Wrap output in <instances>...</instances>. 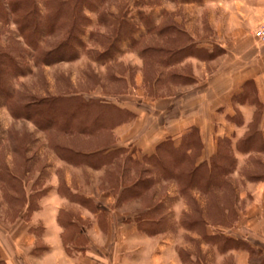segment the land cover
<instances>
[{"label":"rangeland","instance_id":"374dc122","mask_svg":"<svg viewBox=\"0 0 264 264\" xmlns=\"http://www.w3.org/2000/svg\"><path fill=\"white\" fill-rule=\"evenodd\" d=\"M142 1L106 0L96 2L92 11L84 9L82 13L89 20L84 29L85 49L67 60L55 61L57 52L54 57L40 58L50 61L47 64L37 63L36 50L23 44L21 36L15 37L18 35L15 22L9 19L7 24L0 22L1 48H12L8 38L12 32L13 41H20L25 49L23 57L15 54L22 65L20 76L10 82L12 72H9L1 79V84L8 82L17 99L26 96L30 101L44 102L59 96L80 95L100 99L101 103L133 115L113 132L100 137L66 135L46 128L57 112L65 114L66 100L50 101L49 107L40 106L37 110L28 109L27 114L33 115L37 123L30 118L14 117L6 103L1 102L0 170L3 172L6 167L21 177L25 189L22 196L17 189H9L0 182V253H10L13 264H40L37 257L48 248L42 222L49 223L52 219L51 206L59 198L64 200L59 211L64 235L67 239L82 235L73 244L82 247L90 244L88 260L92 264H250L252 255L261 256L264 262V150L248 152L236 147L252 123L264 129L261 128L264 103L258 97L256 82L250 78L260 77L264 72V44L252 35L253 29L264 20V11L255 14L246 7L249 3L234 4L230 0H145L144 5ZM42 2L26 3L31 12L37 7L46 12L48 9ZM150 2L161 3L168 13L165 18L161 15L152 18L157 29L164 22H173L175 32L154 34L149 18L140 20L138 13H149ZM76 19L77 24L63 27L61 36L54 33L44 37L39 42L41 51H55L69 32L76 36L73 26L81 30L85 23L82 18ZM99 19L104 23H99ZM121 20L130 26L120 29ZM36 23L30 20L29 31L34 30ZM27 33L30 37V32ZM109 43L112 46L108 51L105 48ZM181 48L183 51L176 55ZM166 49L164 59L160 57L163 52L160 56L151 54ZM167 59L168 63L162 62ZM13 72L17 73L15 69ZM258 84L264 93V80ZM228 90L233 120H226V125L242 124L238 105L243 102L254 105L256 113L242 135L237 134L240 130L231 128L220 130L223 136L212 130V124L222 120L215 108L219 109L226 100L223 96ZM77 107L72 112L75 118L100 113L93 106ZM191 129L202 145L197 161L209 162L218 152L221 137L232 141L236 162L227 180L234 185L237 198L230 203L234 208L231 225L197 227L209 235H222L220 243L216 239L206 240L197 228L180 224L190 205L193 207L189 198H195L204 211L212 209L211 202H219L212 201L211 194L192 190L188 197L182 196L176 181L165 179L155 181L143 196H135L132 190V185L142 178L140 172L151 168L142 160L154 155L167 138L179 145L181 136ZM54 143L80 149L85 147L84 143L94 147L110 143L111 148L123 150L116 165L98 168L62 159L52 149ZM128 155L138 164L134 165ZM215 193L222 197L226 191L220 189ZM220 202V206L226 203ZM154 206L162 211V216L153 213L155 224L150 225L152 220L143 215ZM203 216L210 222L206 212ZM140 218L145 219L142 223L149 231L137 226L136 220ZM215 243L221 244L222 249ZM0 264H8L1 254Z\"/></svg>","mask_w":264,"mask_h":264},{"label":"trees","instance_id":"16d2710c","mask_svg":"<svg viewBox=\"0 0 264 264\" xmlns=\"http://www.w3.org/2000/svg\"><path fill=\"white\" fill-rule=\"evenodd\" d=\"M104 1L106 0H57L53 3L49 2V0H43L42 3L48 10L46 12H42V10H39L37 7L33 12H31V9L27 7V0H0V22L5 21L4 23L7 24V19H9L10 21L16 23L18 35H15V37L18 39L19 36H21L25 41V43L22 42L23 44L34 51L36 50L37 53L35 55V61L37 63L40 61L46 64L50 63V61H43V59L40 58H46V56L48 57L49 55L54 57L56 52L58 54V58L55 59V61L67 60L69 58L77 57L85 49L83 37H86V33L84 32V29L88 27L86 21L89 22V20L83 15L82 12H84V9L92 11L91 6L96 4V2L102 3ZM143 2H145V0L142 1V5L145 4ZM150 4L151 5L147 4V7L150 9L149 13H138L140 20H143V18H149V27H152V32L154 34L160 33V31L166 35L175 32L176 25L173 22H164L162 28L157 29L153 20H155L159 15L165 18L168 16V13L161 6V3L152 4L150 2ZM157 6L159 8L158 13L156 12ZM76 17H78V19H84L85 22L83 26H81V30L80 27H77L79 29H76L73 26V29L77 31L78 36H72V33L69 32L67 35L65 34L64 42L61 43L62 45H59L55 51L52 53H43L40 49L41 47L39 42L43 41L44 37L54 33H58L61 36V34L64 32V26L68 27L69 24H77ZM32 19L36 20L37 23L34 26V30L31 32L32 29L29 31V22ZM121 21L120 29L122 26H130L129 23L123 22L124 20ZM98 22L101 24L104 23L102 19H99ZM159 22H161V20ZM43 26L44 28H42ZM27 32H30V37ZM13 34L14 33L11 32L8 36L9 40L12 41V43L9 45L12 48L9 47L10 49L7 50L6 47L1 48L0 46V104L2 101H4L8 106L10 113L14 117H26L36 122L33 115L27 114L28 109L37 110L40 106L49 107L47 104L50 101L66 100L65 114H60V112H57L58 114L54 115L55 118L53 117L52 121L48 123L46 128H52L54 131L66 135L77 133L80 135H89L95 137H100L106 132H113V130L118 125L129 121V119H132L133 115H131V113L127 110L117 108L108 103H101L100 99H86L80 95H75L74 97L59 96L53 99H48L44 102L30 101V99L26 96L17 99L15 95L11 93L13 92L12 89L7 86L8 82H5L7 85L1 84L2 76L12 72L8 77V79L10 78V82H12L13 79H17L20 76L18 73H21L22 69V65L17 62L15 54L18 53L23 57L25 49L20 46V41H13ZM109 44L107 47L104 46L108 51L110 50L109 47L112 46L111 43ZM182 49L183 48L177 50L176 55H179L183 51ZM166 51L167 49L158 51V54H156V52H151V54L154 53V55L160 56V54L163 52L164 54H161L160 57L164 59ZM147 52L145 53L146 56L148 55ZM115 53L119 52L117 51ZM164 61L165 63H168V59L162 60L163 63ZM13 69H15L17 73L13 72ZM76 104L83 108H91L93 106L98 109L100 113L92 114L84 118L82 117L81 119L80 117L75 118L72 112L76 108L79 109L77 107L78 105ZM255 113L256 112H254L253 117ZM227 118L233 120V117L231 116H227ZM57 122H62V124H58ZM194 130L197 131L195 128ZM191 131L192 129L181 136L179 145H176L172 138H167L160 143L154 155L145 157L142 160L145 164L151 165V168H147L146 170L140 172L141 174L139 175H142V178L132 185V190L135 191L134 195L143 196L144 191L149 189V187L154 184L155 181L163 179L174 180L176 181L179 189L178 191L182 196L188 197L189 193L192 190H195L204 195L211 194L212 201L213 199H216L219 202H226L223 203L222 206L219 205V202L217 204H212L211 202L210 207L213 210L208 207L202 211V208L198 206V202L195 200V198H189L191 203H193V207L190 205V211L183 215L184 217L180 221V224L183 227L186 226L189 229H196L197 227L201 226L206 228L210 225L230 227L231 222H229V220L231 219L232 215L234 216V208H232L230 203H233V200L237 198L234 185H232V183L228 182L227 180V175L231 171L233 164L236 162V158L234 157L232 149V141L230 138L221 137L219 139L220 145L217 154H215L209 162L204 160L197 161V158L200 156L202 145L197 133ZM263 139L264 129L260 130V128H256L254 123H252L250 127H248L246 133H244L242 137L236 142V147H242L248 152H263ZM84 146L85 147H83V150L82 148L80 149L70 145L67 146L60 143H54L52 144V149L58 153L62 159L70 163H82L90 166H96L98 168H107L116 165L119 155L123 150L121 148H111L110 143H100L99 146L95 147L88 143H84ZM128 159H130L134 165L138 164V162L135 161L136 159H133L130 155H128ZM221 164L224 166H221ZM144 176L147 177L145 178ZM0 182L5 183L9 189H17L21 195L23 194L22 196L25 195L23 179L19 176L17 177L15 174H12L11 171L6 167L3 172L0 170ZM147 185L149 186L147 187ZM220 189H225L226 191V194L222 197L217 196L215 193V191ZM4 194L7 198H10V196L7 195L5 191ZM160 204H163V201ZM156 207L157 206H154V209H151L148 214L146 212L143 215L147 220L148 218L152 220V222L149 223L150 225L155 224L153 220V213H157L159 218L162 216V211ZM205 212L208 217H210V222L203 216ZM59 215L60 212L58 214V221L65 228L63 223L64 221L59 218ZM161 219H157L156 221L159 222ZM144 220L145 219L140 218L139 221L136 220V224L140 229L149 231V228L145 227L146 225L142 223ZM197 230L203 238H206V240L210 239L211 241H214V239H216L219 240L220 243V238L222 235H209L208 233L206 234L205 232L200 231L198 228ZM207 236L211 238H208ZM68 243L69 242L67 241V238L64 237V244L67 246ZM219 243H217L218 245L216 243L215 244L217 245V248L222 249V245ZM262 259L263 258L261 256L252 255L250 264H264Z\"/></svg>","mask_w":264,"mask_h":264},{"label":"crops","instance_id":"0c3cea01","mask_svg":"<svg viewBox=\"0 0 264 264\" xmlns=\"http://www.w3.org/2000/svg\"><path fill=\"white\" fill-rule=\"evenodd\" d=\"M232 3L236 4V3H249L247 4V8L250 9L251 11H254L255 14H257L256 12L259 11H264V0H230ZM252 3V4H250ZM261 12V13H262ZM241 15H243L241 13ZM264 18V14L263 17ZM263 20V19H262ZM260 23V22H259ZM254 82H256L257 85V89H258V97L261 99V101L264 103V93H263V89L260 86V84H258L260 82V80H264V72L260 74V77H254L251 76L250 77ZM230 90V89H229ZM227 91L228 93L224 94V98L226 99L225 101H223L222 105H220L219 109L215 108L217 114H219L222 117L221 122L216 121L215 123L212 124V130L213 131H219V135L223 136L220 132V130L223 129H228L231 128L232 130H240V133L238 132V135H242V131L244 130V128H247L248 123L252 120V116L254 113V105L253 104H249L247 102H243L242 105H238L240 107L241 110V116L243 118V122L242 124L238 125L237 123H231V125H226V120H228L227 116L230 115V112L233 108L232 104H231V94L230 91ZM239 104V103H237ZM223 107V108H222ZM231 116V115H230ZM264 119V118H263ZM198 128H201L202 125H197ZM261 128H264V121L262 123ZM183 129V128H182ZM245 131V130H244ZM224 133V132H223ZM233 133V132H232ZM231 133V134H232ZM227 136H229V134H225ZM203 150V153L204 154ZM59 201L55 202L52 204L51 209L53 211L52 214V219L48 222L43 221L42 223L44 224V233L46 234V236L48 237L47 239V246L48 248L46 250L43 251V253L37 257V260L40 262V264H92L90 262V260H88L89 256L88 253H91V251H89L88 249V245L87 244L85 246H76L73 244V242H75V240H77L78 238H82V235H74L73 239H67V241L71 244H67V246L64 244V230L65 228L60 224V222L58 221V213L60 211V208L64 202L63 199L59 198ZM49 204V203H48ZM46 208V207H44ZM48 223V224H47ZM3 257L4 260L8 263V264H13L12 260H11V255L10 253H0Z\"/></svg>","mask_w":264,"mask_h":264},{"label":"built area","instance_id":"2783aa9c","mask_svg":"<svg viewBox=\"0 0 264 264\" xmlns=\"http://www.w3.org/2000/svg\"><path fill=\"white\" fill-rule=\"evenodd\" d=\"M252 35L259 43L264 44V20L253 29Z\"/></svg>","mask_w":264,"mask_h":264}]
</instances>
